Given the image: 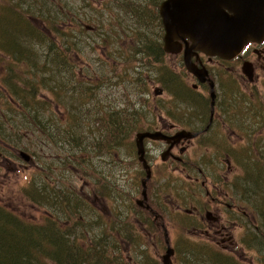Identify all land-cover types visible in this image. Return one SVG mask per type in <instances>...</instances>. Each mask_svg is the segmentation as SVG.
I'll list each match as a JSON object with an SVG mask.
<instances>
[{
    "label": "rangeland",
    "instance_id": "374dc122",
    "mask_svg": "<svg viewBox=\"0 0 264 264\" xmlns=\"http://www.w3.org/2000/svg\"><path fill=\"white\" fill-rule=\"evenodd\" d=\"M28 1V0H26ZM31 0V10L33 11H46V9H49L52 7V1L46 0L41 1L39 3H33ZM62 2L58 3L60 5V9L64 10V14L67 16H62V21H66V23L69 25L68 31H67V37L69 40L72 41V43H75L73 47V51H68L67 55L69 54L68 59H62L63 67H58L56 63L50 64L49 62L51 60H46L49 56L47 54V45H39L37 42L34 45V47L31 45V43H27L25 41H29V37H26L25 39V45L28 47H32L33 50L31 51V55L33 57L32 61L36 62L37 57L41 58V61L37 59L42 65H44L47 69L44 71H38L37 73V79L39 82L38 91L39 97L38 99L41 102V105L47 106V110L42 112L43 118L50 119L51 114H55L54 119L57 118L62 119L63 115H65L64 112L68 110L67 105H65L63 102H59L56 100H52V103H47L46 101H50L51 97L55 98L54 94H51L50 88L54 87L55 80L61 81L63 83L64 81L68 80V78L74 80V83L78 86L77 82H81L83 88L84 87H93L94 84L99 80L102 82V85L107 88L109 85H114L118 83L120 72L124 68H130L134 64L129 63L125 64L122 56L128 55L130 52H135L137 54V57L141 60H145L146 58H155L152 62V64H144L143 70L145 71L144 75L146 76V82L142 81L139 85H133L136 90L142 91L144 89L145 96L143 99L148 101V103H153V92L154 88L156 86H153V83L150 79H148L151 75L153 78V74H151V71L154 67H162L163 65H171L176 69H182V61L178 57L174 56H167L163 55L161 56V52L156 55V53H147L139 50L137 47L141 44V47L149 46L151 45L156 46L157 48H160V46L163 44L162 36L164 33V30L161 26V20L160 17H158V10L160 7V3L162 0H62ZM62 3V4H61ZM140 10L138 15H134L133 10ZM76 21V22H74ZM73 22V24H71ZM78 22H80L82 25L81 27L76 25ZM38 26H41L42 24H37ZM86 26H89L90 29H85ZM142 27H145L142 29ZM71 29L73 31L71 32ZM19 30V28H18ZM13 30H9L10 35L13 34ZM17 36V35H16ZM18 38V36H17ZM31 42V40H30ZM60 47L61 44L59 43ZM152 50V49H151ZM165 54V53H164ZM149 56V57H148ZM30 58V57H29ZM29 58H26L28 61ZM20 60V59H19ZM46 60V62H45ZM138 60V58L136 59ZM155 60H159L158 62H155ZM56 62V61H55ZM24 61L16 62L14 59V67H19L22 69V72L24 71L23 65ZM39 63V64H40ZM149 65V66H148ZM184 68V67H183ZM1 72V70H0ZM148 72V73H147ZM18 73V72H15ZM14 73V74H15ZM149 74V75H147ZM24 78L23 80H26V75H22ZM68 76V77H67ZM73 76H75L73 78ZM45 78L46 81H43L42 78ZM30 80H34V76H29ZM188 78V77H187ZM228 78V76H226ZM189 82L192 84L193 79L192 77H189ZM42 80V81H41ZM46 82V83H45ZM4 83V82H3ZM44 83V84H43ZM250 86V85H249ZM251 89H256L257 91H261L264 94V87L261 82H257L256 86L251 87ZM116 91H119L117 89ZM254 91V90H253ZM247 92H250L248 88L246 87H238L236 90L233 87H230L229 89H225L223 84L220 85V89L218 91V104L220 106H230L232 108L234 107H244L245 104L238 99L240 94H245ZM122 94V93H121ZM78 95V94H76ZM80 95V94H79ZM249 96V94H247ZM262 95V94H260ZM165 97V96H164ZM168 99L169 96H166ZM165 97V98H166ZM251 98H254L253 96H249ZM262 97V96H261ZM97 98L102 99L103 96L99 93H97ZM164 98V100H165ZM200 98L202 100V103L204 107L207 109H210L209 106V98L210 95L208 93H205L203 95H200ZM46 99V101H45ZM120 105L124 106L127 105V102L131 100L133 102V99L140 100L142 98H138L135 96H125L121 95L120 98ZM9 100V97H7V101ZM13 100V99H12ZM263 104H264V95H263ZM87 105H94L93 103H89ZM84 107L83 112L86 111V106L81 105ZM175 109V112H179L182 116V111L189 109H199L195 105H192L188 102L185 104L182 103L181 99L179 97L176 98L175 105L173 106ZM21 108V107H20ZM164 112L165 109L163 107H160ZM171 108V107H170ZM1 114L5 113V106L3 105L1 110ZM162 113V112H160ZM12 117V116H10ZM21 117V116H16ZM164 118L166 116L163 115ZM94 119V118H93ZM14 122V118H12ZM92 120V119H91ZM181 120H178V122H181ZM54 122H52L53 124ZM85 126V134L86 141L90 142L92 139V136L87 134L86 131H88L89 126H92L90 123V120H87L83 122ZM14 126V123H13ZM7 127L10 128V125L7 121ZM94 127V130L96 131L98 127H100V124ZM22 135H25L24 133ZM7 137V136H5ZM17 136H15L16 138ZM35 138H33V143L40 142V137L34 135ZM98 137V136H96ZM45 136L43 140V148H44V155L42 154V151L40 153H37V158L34 157V163L33 164H26L23 162H18L15 159V155L17 152L14 148V150H11V152H3L0 151V153H3V157H9L6 161V165H4L2 162H0V202H2L3 206L6 208H10L11 210L17 212L21 217L25 219H30L31 221L37 222L40 219L42 220L46 215L47 212L45 209H40L35 205H31L26 198L23 195L24 187L28 184L29 178L34 177L37 175V173H42V169L48 168L46 171V182L49 183L50 189L55 190H61L65 191V189L68 187L74 191H77L80 187L82 188L83 181H85V184L90 182V184H93L90 177L86 176L84 177L83 181H81L80 178V167L76 161V156H78V153L76 152V147L73 152L70 151L69 147H65L69 153L70 156H68L70 159L66 160L64 164H62V160L57 159V156H51L52 149H50L45 144ZM135 138L132 139V142H134ZM85 141V140H84ZM85 141V143H86ZM27 144L29 143L28 140H25ZM132 144V143H131ZM38 145H35V147ZM60 144L57 143V147L60 148ZM62 147V146H61ZM64 148V147H63ZM163 146L159 143L150 144L149 145V155L154 158L153 165L157 167V174H161V152L165 151L166 149L162 150ZM246 149H244L245 151ZM89 151V149H88ZM136 152V147L129 145L126 148H121L118 150V154H125L127 152ZM199 152L201 155L202 153L198 151L197 146H192V149L190 150V154L192 152ZM242 151V148H241ZM243 153V151H242ZM30 154V153H29ZM120 154V155H121ZM177 155H179L178 151H176ZM247 154V152H246ZM88 155H91L90 153H86L85 156L87 158V162H89L90 157ZM81 156V155H80ZM93 156V155H91ZM63 158L67 156H62ZM5 158L4 160H6ZM244 158L243 156H240L237 161L235 162L238 169L241 171L242 177L245 176L244 169L242 165L238 162V160ZM3 160V161H4ZM21 165V169L15 170L13 168V165ZM171 164V163H170ZM172 164L177 167L173 162ZM171 164V165H172ZM3 165V166H2ZM2 166V167H1ZM118 170H116L114 173L119 174L122 171H128L132 173L134 170L141 168L136 162L135 153L130 154L129 157L125 158L124 160L120 161L118 164ZM182 168V167H181ZM83 169V166L82 168ZM46 170V169H45ZM84 170V169H83ZM226 171V168H225ZM236 172V171H233ZM84 176L86 175L85 172H83ZM213 174V172H212ZM184 173L179 174L175 173L173 174V180L177 181L175 184V187L177 188L180 184L185 188L187 193L192 192L190 183L186 181V176H182ZM179 178V179H178ZM182 178V180H180ZM180 180V181H179ZM243 181V180H242ZM173 182V181H172ZM156 181L154 182V184ZM165 182L162 181V184ZM28 187V186H26ZM173 188V186H171ZM139 195H130L128 197H124L123 200H119L117 202L120 203V201L124 202L125 205H127V202H129L132 198H139ZM114 200V198H113ZM169 203V201H168ZM169 215V211L167 210V216ZM88 221H90L91 216H88ZM254 219V218H252ZM185 221V220H184ZM250 229L244 228V230H238L235 232V241L228 242L226 244H213L207 241H203L200 238H190L188 230L183 226L180 227H170V230L168 234H170V240H171V246L176 245V254L174 257V263L175 264H216V259L223 257L228 260V263L232 264H250V261H252L257 257H260L263 255L258 251L257 248H248V246H251V244H248L246 238H242L241 236L247 235L248 231ZM247 233V234H246ZM145 235V241L144 239H138L136 246L134 244L131 245V248H129L130 252L126 253L125 255L131 256L134 261H138L140 264H162V258L161 256L165 254L167 247L164 245V243L161 241V239H158V235ZM162 235V233H161ZM154 236H156L154 238ZM245 240V242H244ZM140 241H142L145 245H140ZM247 242V243H246ZM175 243V245H174ZM224 247H226V250H224ZM198 248H202L204 251L202 253L195 254L194 251ZM213 260L214 262L212 263ZM262 260V264H264V260ZM257 264H261L259 260H257ZM217 264H221L219 261Z\"/></svg>",
    "mask_w": 264,
    "mask_h": 264
},
{
    "label": "trees",
    "instance_id": "16d2710c",
    "mask_svg": "<svg viewBox=\"0 0 264 264\" xmlns=\"http://www.w3.org/2000/svg\"><path fill=\"white\" fill-rule=\"evenodd\" d=\"M41 1L45 2L46 0H35L32 2L39 3ZM51 1L52 7L46 9V11H33L28 7L22 9L18 7V3L15 0L6 3L2 11L4 15L0 16L1 43L6 46L7 51L11 54L12 51L7 45L15 35H10L9 30H13V34H15V30L19 28L18 31H20L26 23L34 34V39L30 38L29 41L31 40L33 44L37 42L39 45H47V54H49V57L46 60L49 61L53 59V63L52 61L49 63H56L58 67L62 68V59L65 58L71 61L69 58L70 55H67V52L69 50L73 51L75 43H72L67 37L69 25L65 20L62 21L61 15L67 16L68 18V15H66L67 13L60 9V5H58V3H63V1ZM26 2L30 5L29 7H31V0ZM37 24L42 25L38 26ZM71 24H73V22H71ZM76 25L81 27L82 24L78 22ZM87 28L90 27L86 26L85 29ZM72 31L73 29H71V32ZM16 34L17 36L19 35L18 33ZM38 35L40 38H38ZM27 51L30 54L21 58V61L25 62L23 65V72L19 67H9V82L5 85V89L9 92L11 100L7 101V96H3V93L0 92V110L3 105L5 106V113L1 114L0 112V138L5 142H7V140L13 141L14 148H17L15 136H21L24 141L28 140L29 143L27 144L24 142V148L17 149L30 152V147L40 145L42 137L44 140L43 131L51 127L52 122H57L67 127L66 132L63 131V133L58 132L57 135L55 134L59 144L62 147H69L70 151L73 152V147L71 146L73 144H71V141L75 136L79 137L82 141L85 139V135H82L85 131L83 127H81L83 125L81 122L84 120L82 118H75V116L71 115L69 109L64 112L65 115H63L62 119L57 118L55 120V114H51L50 119L43 118L42 112L47 110V106L41 105L38 99L40 91H38L39 82L37 73L47 68L37 61V59L41 61L39 57L36 59V66H34L32 64L33 57L31 51ZM151 51L157 53L154 49ZM26 58H29L28 61ZM16 61L19 62L20 60L16 59ZM22 75H26L27 81L23 80L24 77ZM30 75L35 77V81L30 80ZM74 77L75 76H73V78ZM42 79L46 81L44 77ZM77 83L78 86L83 88L81 82ZM51 94L54 93L51 92ZM53 99L62 103L56 95L55 98L51 97L50 101H46V99L45 101L50 104ZM28 108L29 112L26 113ZM17 115L21 117L16 118ZM12 118H14V122ZM7 121L14 132L7 127ZM102 121L103 119L101 117L98 123L101 125ZM79 124L80 126L76 128ZM72 125L75 127L74 132L76 134L73 132ZM22 126H24L22 129L25 130L23 132L25 135H22L23 133L20 134L22 130H20V128ZM79 128H81V131H79ZM48 130L52 132L53 127ZM34 135L40 137V142L36 144L33 143V138H35ZM113 143L115 144H113L112 150L114 153L118 154L119 149L132 145V140H121ZM73 146L74 149L76 147V152L78 153V156H76L78 165L79 159H82L83 172L86 173L84 177H86L87 172L90 171L88 167L90 159L89 162L86 163L87 158L85 154L87 150L80 151L78 146ZM244 149L246 150L244 151ZM242 151L244 158L238 160V162L242 165L245 176L242 177V183H235V186L241 189L242 196L245 200V206H248L247 208L252 211L250 218H248V229L250 230L247 232L248 234L246 233L247 235H245L244 238L248 236V239L246 238L247 242L251 244L248 248H257L258 251L263 254L261 255L263 258L264 156L258 157L256 153H259V151L260 153H264V143H259L254 149L250 145H247V147L244 146ZM42 154L44 155V152H42ZM34 156H37V153L34 154ZM69 159V157L62 158V164ZM47 169L45 165V168L42 169L43 172L37 173L28 187L23 190V195H25V197L27 195L31 196V201H28L31 205H35L43 210L45 209L47 212V215L42 220L40 219L34 222L30 219H25L17 212L4 207L2 202H0V264H138L139 262L134 261L131 256L125 255L130 252L129 248H131V245L134 244L136 246L138 239H141V236L138 234L135 235L131 230L125 229L124 231L116 230L113 232V234L109 236L103 255L97 252L95 247L77 241L79 235H81L80 227H85L90 233V231L96 228L95 221H102L109 226L108 219L104 214H100L94 209L92 203L94 197L89 200H83L80 192L74 191L68 187L65 191H57L55 188L50 189L49 183L46 182ZM93 185L95 184L93 183ZM102 188L106 193L108 192L104 187ZM90 191L91 190H89V192ZM54 193H59L64 196L65 202L63 203L68 204L69 210L73 208L76 210L79 215L77 219L74 221H64V218H68L66 213H64L66 207L58 201ZM104 196L105 193L101 191L100 197L103 199ZM88 216H91L90 221H88ZM258 240H261V246L258 244ZM211 261L212 263L214 262L213 260ZM218 261L221 264H232L230 262L228 263V260L223 257L216 259V264Z\"/></svg>",
    "mask_w": 264,
    "mask_h": 264
},
{
    "label": "bare ground",
    "instance_id": "6f19581e",
    "mask_svg": "<svg viewBox=\"0 0 264 264\" xmlns=\"http://www.w3.org/2000/svg\"><path fill=\"white\" fill-rule=\"evenodd\" d=\"M18 3V7L20 8H31L30 5L25 0H15ZM135 11V12H134ZM138 10H133L134 15H138ZM145 27H142L144 29ZM19 38H17V34ZM15 36L7 45L9 49L13 52L16 57L23 58L25 55L30 54L27 50L32 51L33 48L28 47L24 43H31L34 47L33 43L30 41H25L26 37L33 38L34 34L32 30H30L29 26L25 23L24 26L20 31L15 30ZM38 38L40 36L38 35ZM42 40V39H41ZM25 41V42H24ZM24 42V43H23ZM162 47V45L160 46ZM139 50L141 49L147 53H154L151 49L157 50L158 48L154 45L141 47V44L137 47ZM27 49V50H26ZM128 55L122 56L124 63L128 64L133 63L132 67L124 68L120 72V76L118 83L114 85H109L105 88L102 85V82L99 80L94 84L93 87H80L74 83V80L69 79L61 83L59 80H55V84L53 88H50V92L54 93L60 101H62L65 105H67L69 112L71 115L75 116V118H82L84 121L90 120L92 126L99 125L100 119L102 117L103 121L100 127L97 130H94V127L89 126L87 134L94 135L90 142L82 141L79 137L75 136V138L71 141V144L76 145L79 147L80 151L87 150V153L91 159V163L98 168H101L103 173L101 175H95L93 172L88 171L87 175H89L90 179L96 186H100L103 181L104 188L109 191L111 196H113L116 201L123 200L124 197H128L130 195H139L140 199L146 200L144 197L147 198L148 189L147 183L151 180L146 182L145 179L147 177L158 178L155 184H152L155 192L153 195L159 197L161 199L167 200L170 198V195L174 191V188H171L170 185L167 183L169 178L174 179L172 176L175 174L173 172V167L176 166L171 165L167 159H164L163 156L165 155L161 152V174H157V167L153 165V159L151 162L146 158V151L144 153V158L141 159V155L138 154L137 148L136 152H127L125 154H116L112 150L113 142H118L121 140H132L136 138L138 135L143 133H154L151 132V127L154 126V123L158 121L160 117L168 116L173 121L177 122L181 120V118L185 117L184 112L182 111V116L177 111L174 110L176 98L179 97L183 104L189 100H197L199 99L200 95L191 91V83L189 82L188 70L176 69L173 66L163 65L162 67H154L151 71L153 74V78L151 75L148 79L151 80L154 88L153 94V103H148L143 97L145 96L144 89L142 91L136 90L133 85H139L142 81L146 82V76L144 75L145 71L143 70L144 64H152L153 60L151 58H146L145 60H141V58L136 60V56L140 55L135 52L129 51ZM149 57V56H148ZM159 60H155L158 62ZM144 63V64H143ZM32 64L36 66V62L33 61ZM149 66V65H148ZM148 73V72H147ZM207 79L209 78V73L206 71ZM228 76V78H226ZM224 86L225 89H229L230 87L235 88V82L232 80L229 75L225 72L218 75L217 79L214 81H210L209 89H204L202 91L203 94L208 93L211 94H218L220 89V85ZM119 89V91H116ZM253 97H249L247 94H240L238 99L242 101L245 105L251 106L250 111H245L242 109V113L238 116L230 117V123L235 127L241 128L246 132V135H256L259 131L264 129V104H263V93L253 89ZM97 93L103 96L102 99L97 98ZM125 96H137L138 98H142L140 100L133 99V102L129 100L127 105L119 106L120 105V98L122 94ZM78 94V95H76ZM80 94V95H79ZM262 94V95H260ZM166 96H169L168 99ZM262 96V97H261ZM165 98V100H164ZM93 103L94 105H87L89 103ZM86 106L85 113L83 112L84 107ZM163 107L165 112L160 108ZM171 107V108H170ZM29 112V108L26 110V113ZM162 112V113H160ZM213 115V114H212ZM211 115V118H212ZM94 118V119H93ZM92 119V120H91ZM83 121V122H84ZM81 122L83 125V130L85 131L84 123ZM208 123V122H207ZM206 123V124H207ZM216 121L212 120L205 128L207 133L210 128L213 127L211 130V134L209 135H202L203 133L192 134V137L199 138L197 139V148L202 154L199 155V152H192L190 156L185 159L184 164L177 165L178 170L182 167L186 168H194L197 167L198 169L203 170L205 175H212L215 172L223 173L225 172L226 163H221L218 159L222 157L226 152H228L229 142L226 140L225 134L228 132H232L233 128L223 127L220 128L218 126H214ZM202 124V123H201ZM80 124L77 127H79ZM53 127V131L50 132L48 129ZM51 127H48L43 131V134L46 138L45 144L52 149V153L50 154L52 157L57 156L59 160H62V156H70L69 151L64 147H57V143H59L58 138H56L55 134L57 135L58 132L63 133L66 132V126H62L61 124L54 122ZM24 128L22 126L20 130ZM72 129L74 132L75 127L72 125ZM226 130V131H225ZM25 130L22 129L20 134H22ZM81 131V128H79ZM85 133V132H84ZM188 133V132H187ZM74 134H76L74 132ZM85 135V134H84ZM98 136V137H96ZM42 137V133H41ZM14 139L13 137H10ZM2 140V139H1ZM3 141V140H2ZM5 144L6 142L3 141ZM11 147H14L13 141ZM15 144L17 148H24V140L23 137L18 136L16 137ZM30 155L36 153H40L41 151L44 152L43 148V137L41 138L40 145L36 147H30ZM89 149V151H88ZM10 150V149H7ZM13 150V149H11ZM6 151V150H0ZM135 153L136 162L141 168L140 170L136 169L132 173L128 171H122L119 174H115L114 172L118 170V164L120 161L124 160L125 158L129 157L130 154ZM2 154V153H1ZM244 155V154H242ZM237 161V160H236ZM235 161V162H236ZM150 162V163H149ZM168 162V163H167ZM179 174H182L180 172ZM182 176H186L185 173ZM195 176L200 178L201 182L203 181L204 177L200 176L197 172ZM144 177L145 179L143 180ZM179 179V178H178ZM143 182L141 183V181ZM162 181L165 183L162 184ZM146 182V187L144 183ZM27 188L26 186L24 189ZM177 194L187 199L189 194L186 192L185 188L180 184L177 189ZM79 191V189L77 190ZM88 192V191H87ZM89 193V192H88ZM57 197L58 201L66 207V216L68 218H64V221H74L79 216L76 210L73 208L72 210L68 209V204H65L64 196L59 193H54ZM31 196L27 195V201H31ZM90 199V197L88 198ZM136 199V198H135ZM134 198H132L127 205L124 202H118L119 206L116 210L115 214L124 218L127 215V212L132 209V202ZM96 228L92 231H88L85 227H80L81 235H79L77 241H81L88 246H93L97 249V252H100L102 255L105 253V246L109 240V236L113 234L117 230L116 227H109L108 225L104 224L102 221H95ZM258 244L261 246V240L257 241ZM204 250L202 248H198L194 251L195 254L202 253Z\"/></svg>",
    "mask_w": 264,
    "mask_h": 264
},
{
    "label": "flooded vegetation",
    "instance_id": "af4514ba",
    "mask_svg": "<svg viewBox=\"0 0 264 264\" xmlns=\"http://www.w3.org/2000/svg\"><path fill=\"white\" fill-rule=\"evenodd\" d=\"M11 1L12 0H0V16L4 15L2 11L5 4ZM1 42L2 37H0V92L3 93V96L6 95L11 100L9 92L5 89V85L9 82V67L14 65V59L15 61L16 59H22L16 57L13 52H11V54L8 53L6 46ZM181 44V53L167 56L178 57L183 62L182 70H188L187 67H185L186 62L184 54L186 49L192 46V43L186 39L185 42L181 41ZM243 48L241 54L232 58V60L207 58L199 51H194L190 61L192 62L195 73L188 70V72L191 73L188 74L189 77H192L193 79V83L190 87L191 91L198 95H203L202 91L207 88L209 89L210 81H214L217 79L218 75L224 72L236 83L234 86L235 90L241 86L246 87L250 92L245 94H249V96H253V89H251V87L256 86L257 82H261L264 87V37L254 40V42L247 43ZM244 68L251 70L253 76L252 82L245 75ZM206 71L209 73V78L202 81L200 75L206 73ZM215 95L216 99L214 101V107L212 106L213 100L210 95V109L204 107L200 97L197 100L188 99L186 103L189 102L191 106L195 105L199 109H189L188 111H185V117L181 118V122H175L168 116H166V118L162 116L154 123V126L151 127V132H160L168 138H171L179 131L209 135L212 133L211 130L213 127L210 128L207 133L204 131H206L205 128L212 118L213 121L217 122L214 126L220 128H233L232 132H227L225 134L227 137L226 140L229 142L228 152L218 159L221 163H226L225 172H215L212 175H205L203 170L198 169L197 167L191 169L184 167L179 170L178 167H173V172L185 173L186 181L190 183L192 192L188 193L189 197L187 199L180 196L177 194V188L174 184L177 181L169 178L167 183L170 187L173 186L174 191L167 200L153 195L155 189L152 184H154L155 181H159V179L154 178L152 175L151 180L147 183L148 195L146 200L140 198L133 200L132 209L127 212V215L124 218L115 214L119 204L116 199L111 196L109 191L106 193L103 190V181L100 186L93 185V188L89 193L87 190L88 186H90V182H88V184L84 183L82 188L80 187L78 191L83 200H89V197H94L92 201L94 209L100 214L106 216L110 227H116L117 230L121 231H124L125 229L131 230L135 235L138 234L141 236V239H144V241V234L158 235L157 238L161 239L166 247H168L166 245L167 241H169L171 245L170 234H168L170 227L182 228L184 226L188 230L190 238H200L203 241L213 244H226L235 241V232L239 229L243 230L244 228H247L249 225L248 218H250L252 212L251 209L249 210L247 208L248 206H245V200L242 196L241 189L239 187L236 188L235 186V183H242V174L235 161L240 156L244 157L241 151V148L244 146L247 147V145H250L254 149L259 143H264V129L259 131L256 135H246L244 130L236 126L234 127L230 123V117L238 116L242 113V109L250 111L251 106L245 105L244 107L234 108L223 104L220 106L218 104V95ZM197 139L199 138L191 137L188 140H181L175 145H173L174 142L171 140L152 141L150 139H145L146 158L151 162V159L153 158L149 155V145L159 143L163 146L162 150L166 149L163 151L164 154L169 150L167 158L169 163L172 164L173 162L178 166L182 165L184 164L185 159L190 156L192 146H198ZM11 144L12 142H6L5 144L0 139V150L12 149ZM134 145L136 147L135 140L132 142L131 146ZM176 151H178L179 155L175 154ZM256 155L262 157L264 156V153H260L259 151ZM0 158L1 162L6 165V161L9 157H3L0 154ZM5 158L7 159L4 160ZM21 167L23 166L13 165L15 170H19ZM79 167L81 180H83L84 174L83 169H81V158L79 159ZM88 167L95 175L99 176L103 173L101 168H98L91 163V159ZM196 172L204 177L202 182L200 178L195 176ZM142 178L143 180L145 179L144 177ZM180 180H182V178H180ZM101 191L105 193L103 199L100 197ZM167 210L169 211L168 216ZM155 237L156 236H154V238ZM140 245L145 244L140 241ZM174 247L176 248V245ZM224 250H226V247H224ZM250 264H254V261H250Z\"/></svg>",
    "mask_w": 264,
    "mask_h": 264
},
{
    "label": "water",
    "instance_id": "95a60500",
    "mask_svg": "<svg viewBox=\"0 0 264 264\" xmlns=\"http://www.w3.org/2000/svg\"><path fill=\"white\" fill-rule=\"evenodd\" d=\"M160 16L166 28L165 51L179 54L182 50L177 40L185 42L186 38H190L193 42V46L185 52L187 68L193 73L195 71L190 61L193 50H200L207 56L232 60L243 51L247 43L264 37V0H167L161 4ZM244 70L249 80L253 81L251 70ZM200 78L205 81L206 73H202ZM211 95L214 107L216 95ZM191 137L192 134L186 131H180L171 138L160 132L143 133L136 138L137 152L143 159L145 138L154 141L171 140L175 145ZM21 155L30 162L27 154ZM168 155L169 150L163 158L167 159ZM150 179L147 177L146 182ZM173 254L174 250L169 246L163 256L164 264H172Z\"/></svg>",
    "mask_w": 264,
    "mask_h": 264
}]
</instances>
